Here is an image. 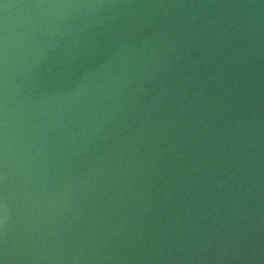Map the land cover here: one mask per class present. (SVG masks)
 I'll return each mask as SVG.
<instances>
[{"label":"water","instance_id":"water-1","mask_svg":"<svg viewBox=\"0 0 264 264\" xmlns=\"http://www.w3.org/2000/svg\"><path fill=\"white\" fill-rule=\"evenodd\" d=\"M0 264H264V0H0Z\"/></svg>","mask_w":264,"mask_h":264}]
</instances>
